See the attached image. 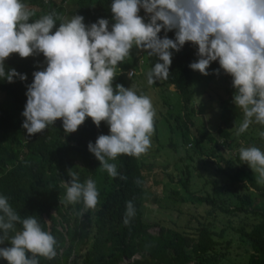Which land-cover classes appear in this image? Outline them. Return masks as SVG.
Masks as SVG:
<instances>
[{
    "label": "clouds",
    "instance_id": "9594fccd",
    "mask_svg": "<svg viewBox=\"0 0 264 264\" xmlns=\"http://www.w3.org/2000/svg\"><path fill=\"white\" fill-rule=\"evenodd\" d=\"M42 1L49 0L27 4L22 0H0V79L8 83L16 78L27 81V75L15 68L6 71L5 61L14 53L21 58L43 54L46 61V67L33 72V82L27 85L22 127L30 136L55 126L57 120H62L66 134L76 132L89 117L97 128L106 122L110 134L99 135L95 143L89 142L88 149L110 177L127 179L109 161L120 155L139 158L147 153L155 130V111L172 108L173 101L163 104L162 98L173 94L182 104L177 114L167 116L174 123L177 115L182 116L183 130L190 138L187 144L193 147L195 129L203 131L195 127L196 121L195 128L189 130L184 114L197 112L207 98L191 100L190 87V96L185 98L182 88L165 82L173 50L179 52L184 45L191 52L193 46L197 47L198 60L189 65L193 71L213 79L220 71L232 77L236 90L233 103L245 117L237 135L244 133L253 119L264 125V0H88L81 9L96 10L98 16L97 22L90 25L84 23L83 16H74L73 10L79 6L72 0H54L55 8H61L59 15L45 8L47 14L32 20ZM107 1L112 2L111 6L105 5ZM70 4L73 7L68 9ZM162 30L163 38L159 35ZM173 30L175 39L167 36ZM134 47L137 51L130 58ZM144 51L158 58L150 71ZM116 74L122 75L126 84L134 81L129 88L122 84L114 88ZM142 75H146L145 90H141ZM160 82L164 94L159 106L155 103L153 107L148 97L150 87ZM141 91L146 95L137 94ZM185 101L188 108H184ZM204 137H213L217 149L234 152L227 148L230 140ZM239 158L258 174L257 182L264 184V152L255 146L242 147ZM68 175L71 179L62 182L66 201H82L86 209H95L99 197L95 182L89 178L81 183L72 169ZM135 214L133 203L128 201L124 224L128 225ZM18 223L22 225L20 231H16ZM9 231L14 232L10 246L0 247V258L8 264H39L38 257L51 260L57 256L54 236L42 230L35 217L21 219L8 198L0 196V245L9 241Z\"/></svg>",
    "mask_w": 264,
    "mask_h": 264
},
{
    "label": "trees",
    "instance_id": "16d2710c",
    "mask_svg": "<svg viewBox=\"0 0 264 264\" xmlns=\"http://www.w3.org/2000/svg\"><path fill=\"white\" fill-rule=\"evenodd\" d=\"M32 1L36 0H22L25 4ZM87 1L72 0L76 7L79 6L72 10L74 16H83L84 23L90 25L97 22L98 16L96 10L81 9ZM54 3V0L40 2V7L37 6L38 13L32 20L47 14L46 9L59 15L61 8H55ZM106 4L111 6L112 2L107 1ZM159 35L163 38L165 32L162 30ZM167 36L175 39V30L168 32ZM132 51L137 49L134 47ZM40 55L21 58L14 53L5 61L6 71L15 68L19 73L27 75V81L16 78L15 82L8 83L0 79V196L8 198L21 219L35 217L42 230L50 232L56 239L57 256L51 260L38 257L39 264H221L225 256L221 251L230 247V239H225L230 225L225 224L216 231L213 219L215 215L241 213L254 219L252 222L243 221L234 231L251 247L246 264H264V185L259 184L255 176L248 175L244 170V162L239 158L242 147L259 148L263 145L262 149L264 148V136L260 135L264 132V125L257 124L253 119L251 126L258 134L251 135L234 152H228L230 158H224L215 147L210 149L208 157L203 152L201 142L204 135L195 129L192 149L199 154L183 161L179 168L173 166L175 172L169 164L162 165L163 169L156 171L157 165L143 161L142 155L139 158L120 155L115 161L109 162L115 163L118 173L127 179H121L120 176L113 178L107 171L101 170L100 162L88 149L89 142L95 143L99 135L110 134L106 122H101L97 128L89 117L76 132L66 134L62 120H57L55 126L30 136L22 127L25 118H20L11 111V103L18 109L25 110L27 85L33 82V72L46 67L45 57ZM191 55L192 52L185 45L179 52L173 50L169 78L165 81L182 88L185 98L190 96ZM144 58L149 71L158 62L156 56H149L145 51ZM225 75L228 81L221 87L225 98L219 99L220 112L225 118L218 122L217 134L221 138L232 140L227 148L233 150L234 132L238 127L235 122L245 117L243 110L233 103L236 90L232 86V77ZM116 84L127 88L126 79L122 75L116 74L114 88ZM137 94L146 95L144 91ZM185 107L188 108L187 102ZM155 112V130L151 140L158 141L157 121L164 117H157L159 109ZM175 122L180 133L177 129L173 130L170 124L169 130L172 133L177 131L179 134L176 135L183 142L190 139L183 130L185 123L181 115L176 116ZM206 140L212 143L214 138L208 137ZM261 140L262 143H258ZM166 144L173 146L170 141ZM204 157L210 159H206V164L202 166ZM196 163L200 164L196 174L204 179L202 186L207 185L214 190L218 179L223 180L219 186L230 191L236 200L234 205L211 191L197 194V191L190 188L189 182L194 176ZM234 163H240L242 167H237ZM209 165L214 174L208 172L202 176L203 169ZM69 169L78 174L81 183L89 178L95 182L99 192L95 209H86L82 201L76 204L66 201V189L62 187V182L71 179ZM220 176L224 178H219ZM172 184H179L180 187H172ZM166 191L183 204L190 203L196 208L205 206L204 211L195 210L183 224L172 220V226L148 220L143 204L160 202L161 194ZM128 201L133 203L136 214L125 225ZM153 227H158V231L151 232ZM20 230L22 225L18 223L16 231ZM13 235L14 232L9 231V241H5L0 247L10 246ZM0 264L8 262L0 258Z\"/></svg>",
    "mask_w": 264,
    "mask_h": 264
},
{
    "label": "rangeland",
    "instance_id": "374dc122",
    "mask_svg": "<svg viewBox=\"0 0 264 264\" xmlns=\"http://www.w3.org/2000/svg\"><path fill=\"white\" fill-rule=\"evenodd\" d=\"M68 9L70 7H73L72 4L67 5ZM67 21V20H65ZM55 29H53V32ZM197 53V47L193 46L192 49V55H191V63L195 62L198 60V57L196 55ZM135 53L132 52L130 58L133 57ZM138 54V52L136 53ZM42 57V54L40 55ZM130 58L126 59L129 60ZM126 60L124 61L126 63ZM140 62V59H139ZM190 76H191V84H190V93H191V100L200 102L204 100V97L207 98V101L202 102L200 107L197 112L196 111H191L188 113L184 114V118L188 124H190L189 130H192V127H198L200 128L204 136H214L218 138L217 135V126L218 122L221 120H224V115L221 114V109L218 108L219 106V99L220 98H225L223 92H222V85L225 84L227 78L224 76L223 72L220 71V75L217 76L216 79H213L212 77L205 76L201 73H198V71H193L190 68ZM134 81L133 80H128L127 81V87L129 88V85ZM141 83L143 90H145V87L147 85L146 83V75L141 76ZM163 84L160 82L157 85L151 86L150 91H149V96L151 99V102L153 104V107L155 103L159 106V100L160 97L164 94V91L161 89L163 88ZM162 103L166 104L162 98ZM220 107V106H219ZM11 111L18 117L20 118H25L23 117L22 113L23 111L18 109L13 105V103L10 104ZM175 109L172 110L174 112ZM165 111L163 110V113ZM183 113V110H182ZM220 113V114H219ZM159 118H162V116L158 113ZM244 119H239L236 120L235 124L238 125L237 128H235L234 132V140H233V150H237L241 145H243L247 139L251 135L256 136L258 134L257 131L253 130L251 124L249 128L244 132L239 135H237L238 128L242 124ZM196 121V122H195ZM172 119L169 118L168 116H165L163 119L157 121V129L156 133L158 136V143L157 141L151 140V147L148 149L146 154H143L141 156L143 161L147 162H152L156 166V171L163 169L161 167L162 165L169 164L171 169L173 166H177L178 168L182 165V162L185 160H190L193 158L195 154L193 149L194 147L189 146L187 141L181 139L179 135H176V133H172L171 130H169V124L171 125ZM198 123L195 127V123ZM194 123V124H193ZM173 143L172 147H169L167 142ZM201 142L204 146L203 152L206 153V155L209 157L210 149L212 147L219 148L216 145V142L209 143L207 140L203 137L201 139ZM232 140H230L229 145H231ZM258 143H262V140ZM161 147V148H160ZM193 148V149H192ZM219 150V149H217ZM202 152V150H201ZM219 152L224 156V158H230L231 155H229L225 151L219 150ZM205 158V162L201 164L204 166L206 164V159L210 158ZM244 170L248 173V175H252L253 177L255 176L257 178L256 173L252 171V169L246 164ZM200 164L196 163V167L194 168V176L191 178V181L189 182L190 188L192 190L197 191V194H202L205 193L206 190L211 191L214 195L219 196L224 198L226 201H230L232 204L236 202L234 197L231 195L230 191L222 188L219 186L220 182L223 180L218 179L217 186L214 190H212L209 186L205 185L204 187L202 186L203 183V177L198 176L196 174V170ZM237 167H242L240 163H234ZM236 167V170L238 168ZM173 172L176 170L172 169ZM208 172H211L214 174V170L212 166H207L206 168L203 169L202 171V176H205L208 174ZM176 173H174V178H176ZM209 178V177H208ZM215 178V177H214ZM210 178V179H214ZM219 178H224L223 176H220ZM245 179V178H244ZM247 181V179H245ZM261 184V183H259ZM264 185V184H261ZM172 187H180L179 184H172ZM242 188L240 187L239 190ZM162 197L160 202H153V203H148V204H143V211L145 213V216L148 220H155V221H161L162 223L172 226L171 221H175L176 223L181 222L182 224L187 221L189 218V215L191 213H194L195 210L199 212H203L205 206H198L197 208L192 205V204H183L181 201L177 199H173V197L169 196V192H164L161 194ZM234 205V204H233ZM232 205V206H233ZM209 219H213L209 217ZM213 227L216 231H219L225 224H229L230 227L226 231V237L225 239H230V247L228 249H223L221 252L225 253V256L223 260L221 261V264H227L228 262L231 264H246L248 255L251 251V247L249 243L244 239H241L238 234H236L235 228L240 226L243 221H254V219L250 218V216L244 215V213L238 214V215H215V219H213ZM151 232H156L158 231V227H153L150 230Z\"/></svg>",
    "mask_w": 264,
    "mask_h": 264
},
{
    "label": "crops",
    "instance_id": "0c3cea01",
    "mask_svg": "<svg viewBox=\"0 0 264 264\" xmlns=\"http://www.w3.org/2000/svg\"><path fill=\"white\" fill-rule=\"evenodd\" d=\"M179 99H180V97H179ZM179 99L177 98V97H175L174 98V95L172 94H170V95H165V96H163V100L164 101H167L168 103H171L172 101V108H166V109H164V113H163V109H159V111L161 112V113H163L165 116H167V115H173V114H177V112L179 111V109H180V107H181V104H182V101H181V99H180V101H179ZM180 102H181V104H180ZM173 109H175V111L174 112H172V110ZM171 125H172V128H173V130H175L176 129V123H174V122H171ZM156 129H157V126H156ZM176 133H178L177 131H176ZM179 134V133H178ZM158 142V141H157ZM160 144V143H159ZM262 147H263V145H261L260 147H259V149L262 151V152H264V148L262 149Z\"/></svg>",
    "mask_w": 264,
    "mask_h": 264
}]
</instances>
